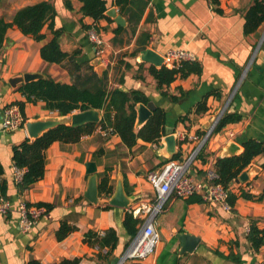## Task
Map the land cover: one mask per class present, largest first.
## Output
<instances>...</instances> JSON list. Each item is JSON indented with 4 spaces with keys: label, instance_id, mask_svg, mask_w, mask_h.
I'll return each mask as SVG.
<instances>
[{
    "label": "crops",
    "instance_id": "crops-1",
    "mask_svg": "<svg viewBox=\"0 0 264 264\" xmlns=\"http://www.w3.org/2000/svg\"><path fill=\"white\" fill-rule=\"evenodd\" d=\"M104 1L108 8L107 18L95 22L81 13L80 0H0V19L8 23L25 7L51 3L56 11L55 30L62 32L61 49L75 56L61 65L43 61L41 48L54 38L48 24L43 29L46 38L41 42L24 35L17 26L7 32L0 52V166L3 169L0 182L6 186L2 197L9 201L11 211L0 214V264H28L32 260L41 264H61L64 260L75 259H79L80 264H118L130 242L123 228L125 214L157 200L158 194L148 177L161 172L170 162L159 154L164 147L162 142L157 145L139 141L130 150L119 136L105 135L97 129L76 144L55 142L46 153L44 178L21 192L14 181L12 151L30 138L26 128L14 132L3 129L4 109L26 101L18 91L23 84L14 87L10 83L12 79L25 74H41L70 84L71 63L85 64L83 69L90 65L99 74L107 71L111 87L119 86L124 80L120 88L141 91L156 108L166 111L163 138L171 131L178 136L181 158L176 162L180 163L196 149L198 143L191 138L207 133L220 114L240 117L220 131L215 129L204 148L207 163L198 160L192 167L191 174L198 178L207 165L223 157L230 143L238 146L237 154L243 152V144L248 141L264 144V56H261L264 48H258L264 25L254 34L246 36L244 33L246 13L258 0H220L218 8L222 13L215 11L212 0H130L124 10L116 5V0ZM139 4H145L143 13ZM111 10H116V17L108 15ZM140 14V22L136 23ZM119 16L125 20L124 26L117 23ZM119 27L124 31L117 34ZM92 32L101 38L100 47L91 41ZM138 44H145L146 49L161 56L172 50L190 51L202 66V73L178 78L165 87L163 92L178 99L172 101L157 88L156 80L148 71L152 65L139 61L141 53L133 56ZM204 102L207 111L197 114L198 106ZM44 106L42 102L27 103L26 122L58 115L46 111ZM100 150L103 153L94 160ZM89 162L98 165V183L99 174L107 170L114 187L112 196L119 180H123L125 193L134 198L129 209L106 210L110 198L99 197L97 205L85 198L90 180L86 168ZM246 172L249 173L248 181L234 182L230 190L238 196L243 191L261 195L264 154L255 158ZM125 180L129 184L127 188ZM22 203L51 206L43 207L42 216L27 232L20 230ZM254 220L264 229V200L239 198L235 209L226 211L218 203H190L188 199L172 196L157 217L156 229L161 239L156 254L148 263L236 264L228 258L233 254L241 257L240 264H264V247L256 253L247 241ZM62 222L77 229L58 241L56 233ZM111 228L119 236L115 252L97 251L85 241L88 232L101 235ZM180 235L199 239L194 252L181 251Z\"/></svg>",
    "mask_w": 264,
    "mask_h": 264
},
{
    "label": "trees",
    "instance_id": "trees-1",
    "mask_svg": "<svg viewBox=\"0 0 264 264\" xmlns=\"http://www.w3.org/2000/svg\"><path fill=\"white\" fill-rule=\"evenodd\" d=\"M80 2L82 3L81 13L84 16L92 18L95 22L107 18L106 12L108 8L104 0H80ZM128 2L130 0H116V5L124 10L125 4ZM219 2L220 0H212L215 11L222 13L218 8ZM144 6L145 4H139L141 13L145 9ZM141 15L137 16L136 23L140 22ZM55 19V8L49 2H43L19 10L11 23L0 19V52L4 47L7 32L13 26H17L24 35L32 36L34 40L41 42L46 38L43 34V29L48 24L49 29L54 34V38L41 48L40 54L43 61L50 65H61L66 60L74 58L75 56L73 57L61 49L60 37L62 36V32L55 30ZM263 25L264 0H258L246 13L244 33L246 36L254 34ZM123 31L124 28L119 27L116 33L119 34ZM138 46V50L133 54L134 57L146 50L145 44H138ZM82 65L85 64H70L69 71L72 75V83L70 84L57 82L48 77L18 87V91L25 97L26 101L17 102L15 105L20 107L25 121L27 120L25 113L27 103L37 104L42 102L45 104L44 109L46 111L57 113L60 116H70L76 112L88 110L102 112L101 121L97 124L91 123L82 127L60 126L48 131L36 140L27 139L21 145L14 147L12 151L14 166L26 171L22 182L17 184L21 192L30 189L44 178L46 172V153L55 142L76 144L84 137L94 134L97 129L101 131L112 129L111 134L119 136L122 144L131 150L139 141L159 145L166 134L167 113L165 110L156 108L147 123L141 128H137V106L139 104L147 105L150 99L141 91H124L121 89L120 86L124 84V80L118 83L119 86L111 87L107 71L100 75L92 66L86 65L83 69ZM127 68L130 69L131 66L127 64ZM148 71L156 80L157 88L162 91L163 95L170 97L172 101H176L178 100L177 98L169 96L167 92H163L164 88L169 87L178 78L186 79L193 74H201L202 66L198 62H185L179 68L169 69L163 66L161 69H157L155 66H150ZM206 111L207 106L206 102H204L198 106L196 113L201 114ZM239 119L240 117L233 115L223 116L217 126V131L222 130L231 123H235ZM243 149L240 155L218 158L215 163L216 171L220 176V179L215 184H221L228 191L227 201L232 211L235 209L239 198L251 201L264 200V190L259 196H254L244 191L238 196L230 190V186L246 172L254 159L264 154V144L257 141L244 143ZM100 153H103V151L100 150L96 153L94 160H97V155ZM180 158L181 155L178 153L173 158V161H177ZM198 160L202 161V163H207L204 149L200 152ZM2 173L3 169L0 166V175ZM99 178L100 197L109 199L114 192V187L110 184L107 170L104 173H100ZM125 186L126 188L129 186L127 180H125ZM5 192L6 186L0 182V198H3L2 196L5 195ZM188 201L190 203L204 202L202 196L199 195L190 197ZM38 206L51 207L48 204H38ZM113 208L110 205H106L105 207L106 210ZM141 223L142 220L135 217L132 212L125 214L123 228L129 235L130 242L139 232ZM76 229L75 226L62 222L56 233L57 240L63 241ZM85 241L91 246H99L101 249L106 248L111 254L118 247L119 236L117 231L111 228L103 236L88 232L85 236ZM247 241L250 244L251 250L256 253L264 247V229H261L255 220L251 222ZM130 242L127 244V248ZM228 258L236 264L241 263V257L239 256L236 257L231 254ZM28 264L41 263L37 260H32ZM61 264H80V260H64Z\"/></svg>",
    "mask_w": 264,
    "mask_h": 264
},
{
    "label": "built area",
    "instance_id": "built-area-1",
    "mask_svg": "<svg viewBox=\"0 0 264 264\" xmlns=\"http://www.w3.org/2000/svg\"><path fill=\"white\" fill-rule=\"evenodd\" d=\"M92 42L96 47H100L103 42L101 38L92 32L90 35ZM164 66L169 69L179 68L185 62H196V56L187 50L178 49L169 51L163 55ZM223 114H220L214 121L211 128L203 136H194L191 140L198 144L190 157L185 162L171 161L161 172L152 173L148 179L157 192L158 197L155 202L147 203L139 208L132 209L131 212L137 218L142 220L139 232L131 240L128 248L123 253L119 264H149L148 260L152 258L160 244V233L156 229V220L163 212L166 203L172 196L178 199H189L195 195L202 196L206 202H214L222 205L226 211H231L228 204V191L221 184H215L220 179L216 171L215 164H209L203 170L201 177H195L191 170L200 152L205 148L209 139L217 128ZM25 119L18 105H9L3 112V129L8 132H14L25 128ZM105 135L111 134L112 129L102 131ZM24 169L14 168V181L16 184L22 182ZM43 207L30 206L26 203L20 205V230L27 232L33 228L44 212ZM11 211V205L8 200L0 198V214H8ZM101 234V236H103ZM97 251L108 252V249L94 247Z\"/></svg>",
    "mask_w": 264,
    "mask_h": 264
},
{
    "label": "water",
    "instance_id": "water-1",
    "mask_svg": "<svg viewBox=\"0 0 264 264\" xmlns=\"http://www.w3.org/2000/svg\"><path fill=\"white\" fill-rule=\"evenodd\" d=\"M108 15L116 17V10H111ZM117 23L121 26L125 25V20L119 16L117 18ZM264 42V34L260 40L258 48L260 49ZM261 56H264V52H261ZM141 63L150 64L155 66L157 69H161L164 66L163 57L151 49H146L141 52L140 60ZM98 72V71H97ZM99 73V72H98ZM102 75V74H100ZM39 79H46L45 76L41 74H25L23 77L15 78L10 80L12 86L17 84H28ZM122 89V88H121ZM124 90V89H123ZM125 91V90H124ZM156 110V106L153 102L147 105L139 104L137 106L138 119L136 123L137 128H141L152 116L153 112ZM101 121V113L96 110H88L84 112L74 113L70 116H45L35 120H28L25 123V128L29 134L31 140H36L43 136L50 130L58 128L60 126H72V127H82L91 123H99ZM164 145L163 149L159 150V154L166 157L168 161H173V158L178 154V136L176 134L169 133L161 140ZM238 146L233 142L226 148L223 157L237 156ZM87 174L90 176L88 189L85 194V198L92 204L97 205L99 203V183H98V165L96 162H89L86 164ZM249 173L245 172L242 174L235 182L240 184L242 182L248 181ZM134 202V198L128 197L124 191L123 180L120 179L117 186L116 193L110 197L109 205L112 207L129 209ZM182 240L181 251L184 253H192L197 248L199 239L188 235H180ZM183 237V238H182ZM119 264V262H118Z\"/></svg>",
    "mask_w": 264,
    "mask_h": 264
},
{
    "label": "rangeland",
    "instance_id": "rangeland-1",
    "mask_svg": "<svg viewBox=\"0 0 264 264\" xmlns=\"http://www.w3.org/2000/svg\"><path fill=\"white\" fill-rule=\"evenodd\" d=\"M263 32H264V27H263ZM263 32H262L261 34H263ZM261 48H264V42H263ZM77 113H78V112H77ZM191 154H192V153H191ZM189 157H190V155H189ZM189 157H188V158H189ZM188 158H187V159H188ZM120 260H121V258L118 260V262H119Z\"/></svg>",
    "mask_w": 264,
    "mask_h": 264
}]
</instances>
